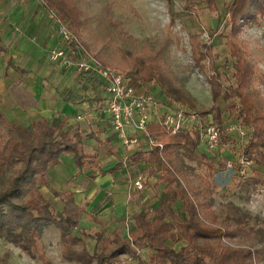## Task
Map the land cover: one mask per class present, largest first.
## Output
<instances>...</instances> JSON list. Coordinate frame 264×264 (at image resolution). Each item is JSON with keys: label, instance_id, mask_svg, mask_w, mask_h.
<instances>
[{"label": "trees", "instance_id": "trees-1", "mask_svg": "<svg viewBox=\"0 0 264 264\" xmlns=\"http://www.w3.org/2000/svg\"><path fill=\"white\" fill-rule=\"evenodd\" d=\"M40 1L44 9L54 12L68 26L73 37L72 53L85 51L103 67L123 71L142 86H157L159 100L196 112L220 130L235 120L248 132V143L238 145V154L256 166H264V95L255 87L256 82L264 86V73L251 64V53L241 39L246 26L264 21V0L224 2L221 36L226 39L233 60L230 77L220 72L212 49L202 36H189L193 65L211 90L212 106L203 111H198L194 98L168 70L164 46L153 49L144 45L136 50L114 46L106 57L93 55L92 44L84 39V13L79 7L82 0ZM220 1L206 0L207 7L219 11ZM115 6L116 2H110L103 9L111 38L138 44L126 27L114 19ZM169 43L170 36L165 45ZM7 52L0 37V56ZM12 65V59H8L7 66ZM223 102L229 106L225 111ZM68 126L67 120H40L20 126L0 112V140H5L3 146L0 144V238L41 264H54L43 251L41 240L43 228L50 225L59 229L62 256L80 264H123L125 260L136 264H261L264 261V248L256 245L264 242V226L255 231L248 225L251 217L232 209L223 214L214 210L212 181L218 168L208 153L200 154L199 132L182 131L173 136L158 124H150L148 133L163 148L140 150L128 156L127 163L128 167L146 172V178L158 177L163 187L161 199L153 206L143 204L132 217L128 232L98 231L97 250L91 253L84 238L75 233L84 232L81 222L85 207L76 203L71 190L54 192L53 199L62 202V209L56 212L52 200L41 189L49 183V170L63 156L73 155L79 170L89 167L102 175L123 163L120 161L115 168L103 171L98 155L83 152ZM237 142L236 134L224 133L219 145ZM186 161L196 163L202 172H192ZM236 166L240 170V164ZM10 172L13 174L5 181Z\"/></svg>", "mask_w": 264, "mask_h": 264}, {"label": "crops", "instance_id": "crops-1", "mask_svg": "<svg viewBox=\"0 0 264 264\" xmlns=\"http://www.w3.org/2000/svg\"><path fill=\"white\" fill-rule=\"evenodd\" d=\"M0 37L8 50L0 56V112L20 126L67 120L79 148L97 154L103 171L123 163L102 175L89 167L79 170L73 155L63 156L48 172L49 183L44 188L49 196L71 190L76 203L86 209L82 229L128 232L132 217L150 195L149 190H135L132 182L138 170L128 167L127 157L150 148L122 144L105 113L107 93L99 76L78 74L48 59L49 52L61 44L56 24L40 0H0ZM8 59L12 66H7ZM56 201L62 209V202Z\"/></svg>", "mask_w": 264, "mask_h": 264}, {"label": "rangeland", "instance_id": "rangeland-1", "mask_svg": "<svg viewBox=\"0 0 264 264\" xmlns=\"http://www.w3.org/2000/svg\"><path fill=\"white\" fill-rule=\"evenodd\" d=\"M228 1L230 0L219 2V11L207 7L206 0H82L79 2V7L84 13V39L92 44L93 55L106 57L114 46L126 50L141 49L144 45H149L153 49L164 46V59L168 70L176 75L178 84L194 98L198 111H203L212 106L211 90L203 74L193 65L189 36L200 34L203 41L211 47L220 72L230 77L233 72V60L230 57L227 41L221 36L224 32L223 18L226 10L224 2ZM110 2H116L113 9L114 19H118L126 27L128 34L137 40L138 44L133 45L111 38V30L103 13L104 7ZM171 22L174 24L169 28ZM169 36L170 43L165 45ZM178 38H180L179 43ZM241 39L249 48L251 64L264 73V21L246 26ZM2 76L0 68V78ZM144 87L158 96L157 86ZM255 87L264 95V86L261 83L256 82ZM5 93L2 92V95ZM228 107V104L223 102V110H227ZM230 122L236 123L235 120ZM0 144L3 146L5 140H0ZM238 150V143L233 145L225 143L213 149L203 144L199 148L200 154L208 153L215 160L218 168L217 175L212 181L214 210L223 214L232 209L239 215L251 217L248 225L257 231L264 226V166H256L252 161L247 168L246 176L242 175L236 166L241 158ZM244 159L247 160L246 157ZM186 166L195 174L202 172V168L200 169L196 163L186 161ZM140 173L146 172L137 171L136 177ZM12 174L13 172L8 173L5 181H8ZM144 187L145 191L149 190L150 195L146 205L153 206L162 197V183L158 181L157 176H148ZM47 189L42 188V191L47 198H51L53 194L49 196ZM51 200L55 211H59V201ZM83 230L84 232L77 230L75 233L84 238L89 251L93 253L97 250L96 236L99 232ZM41 240L43 251L54 264H80L76 261H67L62 256L60 232L56 226H45ZM256 245L257 248H264V242ZM0 264H41V262L28 257L13 244L0 238ZM123 264L136 263L125 260ZM261 264H264V261Z\"/></svg>", "mask_w": 264, "mask_h": 264}, {"label": "built area", "instance_id": "built-area-1", "mask_svg": "<svg viewBox=\"0 0 264 264\" xmlns=\"http://www.w3.org/2000/svg\"><path fill=\"white\" fill-rule=\"evenodd\" d=\"M47 14L56 24L61 44L49 52V60L55 64L59 63L66 70L75 69L82 75L94 74L104 81L107 93L104 110L110 117L113 131L125 147L141 149L142 145L146 144L150 149L154 146L162 149L163 146L156 144L148 133L150 124L162 126L173 136L182 131L189 133L197 131L202 145L210 149L219 145L224 133L236 134L239 147L248 143V132L239 124L230 122L224 130H220L196 112L164 103L139 82L133 81L121 71L103 67L85 51H79L78 54L72 53L73 37L68 26L61 23L54 12L47 11ZM239 164L241 174L246 176L247 168L252 162L241 156ZM145 181L144 174H139L132 182L135 190L143 191Z\"/></svg>", "mask_w": 264, "mask_h": 264}]
</instances>
